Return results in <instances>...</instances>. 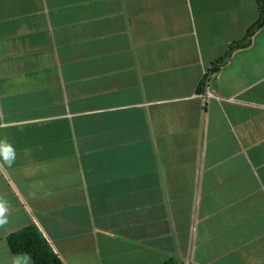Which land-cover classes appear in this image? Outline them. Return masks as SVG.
I'll return each instance as SVG.
<instances>
[{
  "label": "crops",
  "instance_id": "0c3cea01",
  "mask_svg": "<svg viewBox=\"0 0 264 264\" xmlns=\"http://www.w3.org/2000/svg\"><path fill=\"white\" fill-rule=\"evenodd\" d=\"M259 17L0 0V264H32L6 242L29 226L62 264H264Z\"/></svg>",
  "mask_w": 264,
  "mask_h": 264
},
{
  "label": "trees",
  "instance_id": "16d2710c",
  "mask_svg": "<svg viewBox=\"0 0 264 264\" xmlns=\"http://www.w3.org/2000/svg\"><path fill=\"white\" fill-rule=\"evenodd\" d=\"M257 2L260 17L249 30L248 36L264 24V0H257ZM240 46L238 45V47ZM6 242L12 254L27 255L32 264H62L34 226L26 227L9 235Z\"/></svg>",
  "mask_w": 264,
  "mask_h": 264
},
{
  "label": "built area",
  "instance_id": "2783aa9c",
  "mask_svg": "<svg viewBox=\"0 0 264 264\" xmlns=\"http://www.w3.org/2000/svg\"><path fill=\"white\" fill-rule=\"evenodd\" d=\"M206 83H209V82H206ZM202 96L203 97H209V96H212V93H210L209 90H208V88H207V89H205V92L202 94Z\"/></svg>",
  "mask_w": 264,
  "mask_h": 264
}]
</instances>
